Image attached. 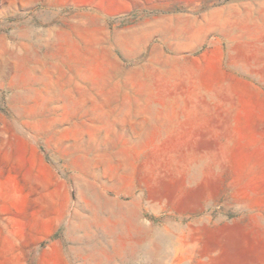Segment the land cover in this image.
I'll return each mask as SVG.
<instances>
[{
	"label": "rangeland",
	"instance_id": "1",
	"mask_svg": "<svg viewBox=\"0 0 264 264\" xmlns=\"http://www.w3.org/2000/svg\"><path fill=\"white\" fill-rule=\"evenodd\" d=\"M0 264H264V0H0Z\"/></svg>",
	"mask_w": 264,
	"mask_h": 264
}]
</instances>
